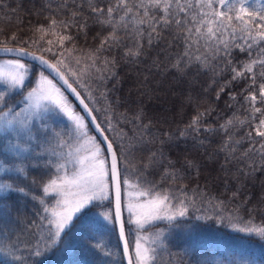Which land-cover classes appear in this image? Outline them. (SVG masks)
I'll return each instance as SVG.
<instances>
[{"label":"snow or ice","instance_id":"obj_1","mask_svg":"<svg viewBox=\"0 0 264 264\" xmlns=\"http://www.w3.org/2000/svg\"><path fill=\"white\" fill-rule=\"evenodd\" d=\"M89 8V14L95 18V22L109 26V34L100 40L97 48L87 53V59L91 63L86 67L95 69V79L80 69L70 70L71 61L64 57V51L71 55L76 49H63V44L65 40L71 42L75 39L71 35L61 37L56 51L51 47V40L47 41L49 47L39 45L37 50L41 55H36V52L26 50V46L36 44L32 37L25 39L17 34L0 32L4 36L0 41L4 45L0 52L18 57L7 62L13 71L0 70V80L7 81L6 88L0 84V149L13 156L21 153L30 155L39 149L36 152L37 158L55 157V160L47 161L49 172L55 168L52 175L44 174L48 175L47 180L43 175L30 178L31 166L22 160L17 163L9 157H0V169L17 174V179L11 183L6 182L5 177H0V253L7 250L5 254L14 261L24 259L22 255H16L17 252L27 251L31 256L41 257L61 243L67 248L68 241L65 237L76 226L80 216L102 206L108 210L98 215L105 227L117 232L118 239L123 242L125 254L129 252L125 229L132 225L134 215L137 217L134 223L140 232L147 231V227L156 222L167 221L171 226L178 218L188 214V202L174 197L161 187L163 181H176L179 178L170 160L167 161L168 166H164L162 150L148 149L146 161L142 160L138 166L133 164V153L138 150L137 143L145 148L148 144L156 143L154 136L145 140V136L151 134V122H143L142 110L131 121H127L133 123L138 130V135L134 134L132 137L135 142L129 146L124 143L128 139V133L119 126L120 121L113 123L114 117L110 115L109 108L97 109L86 103V100L98 102L92 95L89 80L93 83L99 80L103 84L117 75L113 71L116 66L114 59L104 57L101 61L102 54L111 52L113 47H123L124 57L129 62L143 63L150 58L153 49L164 45L152 60V66L160 67L159 57L163 53L171 62L172 69L180 75L186 74L193 67L212 71L216 76H223L227 70L231 79L220 87L217 100L221 98V94L226 93L230 100L235 101L236 95L228 92V87L235 81H250L247 85L250 91L243 99L253 109V114L247 121L240 122L248 123L250 130L246 138L250 147L240 156L236 155V145L240 141L233 140L230 134V128L236 126V122L230 118L225 124L219 125L227 136L220 151L227 150L229 154L225 156L226 164L236 162L238 183L241 177L255 178L256 174L264 173V110L255 106L257 102L264 105V5L259 9H250L247 0H108L104 6L99 3L89 4ZM82 11V7L77 9L68 20L49 18L50 25L66 29L77 27L86 36L87 19H81L77 15V12ZM37 31L43 32L45 29L41 26ZM9 44L17 46L8 47ZM174 46L182 48V51L177 52L173 58L171 50ZM235 50L247 54L248 61H234ZM45 53L51 54L56 62L46 59ZM25 56H31L43 68L59 77L63 85L79 99L80 105L91 117L90 122L103 137L102 140L97 141L95 136L89 134L85 117L73 109L61 87L45 76L43 71L39 73L35 86L26 90L27 85L32 82V73L19 59ZM80 62V59L75 60L76 64ZM221 62L223 67H220ZM217 68L220 70L217 71ZM77 88L84 89L87 95L81 98V92ZM102 95L107 99L106 93ZM15 96H19V100H14ZM229 107L232 105L229 104ZM100 111L105 113L107 127L98 123L93 114ZM256 113L261 118L254 125ZM207 115H211L210 109L198 112L187 129L193 133L216 131L211 126L201 128ZM52 117L66 118L69 123L62 129L57 128L50 122ZM105 133H115L116 139ZM185 135L184 132L180 133L182 137ZM164 136L169 141L172 139L170 133H164ZM257 137L260 138L259 141L256 140ZM116 140L121 142L118 146ZM164 142L163 139L160 140L161 145ZM200 143L202 145L203 141ZM257 143L261 150L257 149ZM84 145L91 147L85 148ZM82 151L86 154L81 155ZM256 156H259V161L254 158ZM240 164H244V167H239ZM185 166L194 167L191 161H186ZM157 167L161 169V182L148 180L149 169ZM131 181L144 188L143 194L151 199L146 204H127L128 215L124 217L122 185H128ZM33 187L36 193H33ZM10 194H15L18 199L30 198L34 202L37 211L31 219H26V214L18 206V200L13 204L6 199ZM184 195L187 196V193ZM240 196L241 190L237 189L232 191L230 199L236 200ZM174 199L177 202L171 203ZM223 204L224 201L221 200L220 205ZM255 231L264 237V228ZM163 232V229H158L155 239L137 235L134 241L135 264H156L158 251L154 245L158 241L163 242ZM91 247L101 255L108 254L99 242ZM129 264H133L132 258L129 259Z\"/></svg>","mask_w":264,"mask_h":264},{"label":"trees","instance_id":"obj_2","mask_svg":"<svg viewBox=\"0 0 264 264\" xmlns=\"http://www.w3.org/2000/svg\"><path fill=\"white\" fill-rule=\"evenodd\" d=\"M97 3L104 6L108 0H0V32L17 34L25 39L32 37L36 44L26 46V49L40 55L41 52L37 50L39 45L49 47L47 41L51 40L53 42L51 47L56 51L60 46L61 37L71 35L75 39L71 42L65 40L63 44V49L73 47L76 49L71 55L64 51V57L71 61L70 70L80 69L95 79V69L86 67L91 63L87 59V53L97 48L100 40L109 34V26L95 22V18L89 14V4ZM262 5L264 0H247L250 9H259ZM81 7L83 11L77 12V15L81 19H87L86 36L84 31L78 30L77 27L66 29L62 26L50 25L49 18L57 21L68 20L72 13ZM41 26L45 31H37ZM3 39L4 36L0 35V41ZM0 46L4 45L0 43ZM162 47L164 45L153 49L150 58L143 63L129 62L124 57L123 47H113L111 52H104L101 61L104 57L109 60L114 59L116 66L113 71L117 75L103 84L99 80L95 83L89 80L88 83L93 90L92 95L98 102L86 100L90 107L109 108L110 115L114 117L113 123L120 121L119 126L128 133V139L124 143L129 146L135 142L132 137L134 134L138 135V130L133 123L127 121H131L134 115L142 110L143 122L145 124L151 122V134L146 135L145 140L154 136L156 143L148 144L146 148L137 143L138 150L133 153L135 157L133 164L138 166L142 160L146 161L149 156L148 149L152 151L160 149L163 152L164 166L167 167V161L170 160L177 170L179 178L176 181L165 180L161 187L174 197L186 200L188 214L174 221L171 226L168 223H159L154 225V228L147 229L164 230V240L157 247L156 264H264V237L259 236L255 231L264 228V173L256 174L255 178L241 177L238 183L236 162L226 164L225 156L229 154L227 150L220 151L227 141V136L219 125L225 124L230 118L236 122V126L230 128V134L233 140L240 141L236 145V155L240 156L250 147L246 138L250 130L248 123H240L247 121L253 114V109L243 99L250 91L247 88L250 81H235L228 87V92L236 95L235 101L230 100L226 93L221 94V98L217 100L216 95L220 87L226 80L231 79L227 70L223 76H216L212 71L193 67L187 70L186 74L180 75L172 69L171 62L163 53L159 57L160 67H153L152 60L156 58L157 52ZM180 51L182 48L174 46L171 50L173 58ZM44 55L53 63L56 62L51 54ZM233 58L234 61H248L247 54L240 53L239 50L233 52ZM76 59H80V64L75 63ZM26 63L32 67V82L26 89L30 90L43 70L35 64ZM220 67H223V62ZM73 84L77 87L75 83ZM78 89L83 97L87 95L84 89ZM104 93L107 94V99L103 98ZM69 97L76 104L75 100ZM13 99L19 100V96ZM229 104L232 105L231 108ZM255 106L264 110V105L259 102ZM205 109H210L211 115L204 118L201 128L211 126L216 131L191 132L187 129V125L198 112L202 113ZM94 113L100 124L107 127L105 113L102 111ZM255 116L254 125L258 124L261 118L259 113ZM54 126L58 128V125ZM90 131L93 133L92 130ZM181 132L186 135L180 136ZM164 133H170L172 139L169 141ZM107 135L116 139L115 133H107ZM161 139L165 141L163 145L160 144ZM259 139L256 138L257 141ZM200 141H203L202 145ZM120 143L116 140V146ZM256 147L261 150L259 143ZM36 152H39V149ZM36 152L13 156L0 149V157H9L17 163L22 160L31 166L30 178H39L43 175L47 180L48 175L55 172V168L49 172L47 161L55 160V157L37 158ZM254 158L259 161V156ZM129 159L131 160L132 157ZM186 161H191L194 167H186ZM121 167H123V158ZM239 167L243 168L244 164H240ZM149 172L148 180L161 182L159 167L149 169ZM45 173L48 175H44ZM0 177H5L6 182L11 183L17 179V174L0 170ZM237 189L241 190V196L231 200L232 191ZM185 192L187 196L184 195ZM33 193H36L35 187ZM6 199L13 204L18 200V206L26 214V219H31L37 211L30 198L18 199L15 194H10ZM221 200L224 201L223 206L220 205ZM176 202L175 199L171 201V203ZM99 209L101 207L80 216L76 226L65 237L68 241L67 248L61 243L41 257L31 256L27 251L17 252L16 255L24 257L21 261H14L5 254L7 251L5 250V253H0V264H124L120 246L110 249V243L116 234L104 231L92 219L91 214ZM97 242L104 246L107 255H101L91 247ZM130 247L133 249V239L130 240Z\"/></svg>","mask_w":264,"mask_h":264},{"label":"rangeland","instance_id":"obj_3","mask_svg":"<svg viewBox=\"0 0 264 264\" xmlns=\"http://www.w3.org/2000/svg\"><path fill=\"white\" fill-rule=\"evenodd\" d=\"M9 60H15L14 58H0V70L4 71V72H10V71H13V69H11L8 65H7V62ZM22 63H25V65L31 69V73H32V67L27 64L26 62L22 61ZM45 76H47L49 79H52L53 80V83L57 84L58 87H61L51 76H49L48 74H45ZM39 78V75L38 77L36 78V80ZM0 84H2L5 88L7 87V81L6 80H0ZM35 86V83L33 85V87ZM62 91H64L65 95L68 97L70 103L72 104V107L73 109L76 111V112H79L80 114L82 112H80L79 110H77V105L75 103L72 102V100L70 99L69 95L66 93V91L61 87ZM82 115V114H81ZM12 117H9V119H11ZM51 123H53L54 125H58V128L62 129L64 128L65 124L66 123H69L66 118H63L61 119L60 117H52V119L50 120ZM85 122L88 124L86 118H85ZM88 132L91 136H95V134H92L90 132V129L88 127ZM97 139V137H96ZM97 141H99L97 139ZM85 148H88V147H91L90 145H84ZM81 155H84L86 154L85 152H81L80 153ZM62 162V161H60ZM69 168H71V165H69ZM1 171H3L2 169H0ZM5 172V171H4ZM145 190H143V188H140L136 185V183L134 181H131L128 185H123V205H125L124 207V213H125V217H127L128 213H127V210H126V205L131 203V204H137V203H141V204H146L147 201L149 199H151V197L147 196V195H144ZM69 198H71V195L69 196ZM104 204L106 205L107 202L105 201ZM107 207H104L99 210V211H96L94 213L91 214L92 216V219L93 221L95 222V224L97 226H99L100 228H102L104 231H110V232H114L116 234V231L115 230H112L108 227H105L104 226V222L101 218L100 215H98V213H102L104 211H107ZM136 216L134 215L132 217V220H133V223L131 226H128V237L133 239V249H132V258H133V262L135 264V251H134V241L137 237V235H140V236H144V237H150L152 239H155V233L157 232L158 229H154V230H147V231H140L138 232L137 231V228H136V225L134 223V221L136 220ZM184 218V217H183ZM164 222H167V221H163V222H156L154 225L156 224H159V223H164ZM168 223V222H167ZM154 225L152 226H149L147 228H154ZM164 235V233H163ZM159 241L157 242V245H154V247H158L159 245ZM117 246H119V243H118V240H117V237L115 235V238L112 240V242L110 243V249L112 248H116Z\"/></svg>","mask_w":264,"mask_h":264},{"label":"water","instance_id":"obj_4","mask_svg":"<svg viewBox=\"0 0 264 264\" xmlns=\"http://www.w3.org/2000/svg\"><path fill=\"white\" fill-rule=\"evenodd\" d=\"M0 48H2V47H0ZM27 50V49H26ZM27 51H29V50H27ZM29 52H31V51H29ZM36 55H40V54H37L36 53ZM0 56H7V57H17L15 54H7V53H4V52H0ZM18 58V57H17ZM21 59H24V60H26V61H29V62H32V63H34V64H36V65H38V66H40L42 69H44L45 71H47L71 96H72V98L73 99H75V101L78 103V105L82 108V110H83V112H84V115H85V117L87 118V120L89 121V123H90V125H91V127H92V129L95 131V133L99 136V138L102 140L103 139V137L100 135V133L99 132H97L96 131V129H95V125L94 124H92L90 121H91V117H89L88 116V114H87V112L83 109V106L82 105H80V102H79V99H77V97L74 95V94H72L71 93V91L69 90V89H67V87L66 86H64L63 85V82L62 81H60V79H59V77L54 73V72H52L51 70H49V69H46V68H43V66H41L40 65V63H39V61H37V60H33L32 58H31V56H25V57H20ZM46 58V57H45ZM47 59V58H46ZM49 60V59H48ZM50 61V60H49ZM51 62V61H50ZM53 63V62H52ZM71 82V81H70ZM74 86V85H73ZM75 87V86H74ZM78 90V89H77ZM79 91V90H78ZM81 98H83V96L81 95ZM87 103V102H86ZM94 114V113H93ZM95 115V114H94ZM97 122L99 123V121L97 120ZM106 134V133H105ZM107 135V134H106ZM122 204H123V190H122ZM122 215L124 216V211L122 212ZM117 227H118V225H117ZM125 231H126V229H125ZM126 236H127V234H126ZM119 242H120V246H121V249H122V252H123V257H124V263L125 264H129V259L131 258V255H130V249H129V252L127 253V254H125V252H124V249H123V242L121 241V240H119Z\"/></svg>","mask_w":264,"mask_h":264},{"label":"bare ground","instance_id":"obj_5","mask_svg":"<svg viewBox=\"0 0 264 264\" xmlns=\"http://www.w3.org/2000/svg\"><path fill=\"white\" fill-rule=\"evenodd\" d=\"M78 108L79 109H77V110H79L80 112H82L81 114L84 116V112H83L82 108L79 105H78Z\"/></svg>","mask_w":264,"mask_h":264}]
</instances>
